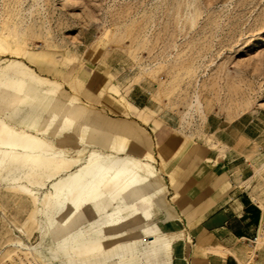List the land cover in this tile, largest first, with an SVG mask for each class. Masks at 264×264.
I'll list each match as a JSON object with an SVG mask.
<instances>
[{"label": "rangeland", "instance_id": "1", "mask_svg": "<svg viewBox=\"0 0 264 264\" xmlns=\"http://www.w3.org/2000/svg\"><path fill=\"white\" fill-rule=\"evenodd\" d=\"M0 37L22 55L52 52L67 74L28 66L89 106L90 117L109 128L105 136L134 125V89L143 100L139 108L149 109L142 110L148 122L161 119L221 155L231 151L236 164L255 160L264 207V0H0ZM1 51V63L11 60ZM89 71L102 73L108 84L102 94L101 88L88 94L81 84ZM107 96L125 108L105 102ZM195 97L202 112L188 115ZM148 122L140 125L150 133ZM80 134L72 129L44 137L83 162L92 151L106 153L103 139L93 137L92 147ZM126 139L125 153L134 155L137 146ZM44 191L36 198L0 178V264H68L53 236L39 229ZM95 219L83 214L74 228ZM16 243L38 251L26 253ZM248 251L247 264H264V223Z\"/></svg>", "mask_w": 264, "mask_h": 264}, {"label": "bare ground", "instance_id": "2", "mask_svg": "<svg viewBox=\"0 0 264 264\" xmlns=\"http://www.w3.org/2000/svg\"><path fill=\"white\" fill-rule=\"evenodd\" d=\"M8 45L0 37L1 52L11 57L0 62V178L33 197L45 190L43 201L39 202L43 219L38 225L43 235H52L56 242L69 240V227L79 216L89 213L107 214L109 221L104 234L115 235L127 215L138 213L140 203H149L153 197L166 192L163 175L167 172L155 167L151 136L136 121L131 127H119L105 136L109 128L90 117L89 106L79 104L61 84L36 76L28 66H47L57 76L67 74L52 52L43 50L22 55ZM129 107L132 116L146 122L142 110ZM198 111L201 113L202 108L195 97L187 114ZM72 129L81 133L79 140L92 147L95 142L84 138V134L103 139V148L112 153L95 150L83 162L44 137V134L56 137ZM128 137L139 147L133 149L134 155L125 153ZM61 142L66 143L67 139L61 137ZM144 215L150 218L149 211ZM115 244L114 241L107 245L114 247ZM14 245L29 254L37 250L36 246Z\"/></svg>", "mask_w": 264, "mask_h": 264}, {"label": "crops", "instance_id": "3", "mask_svg": "<svg viewBox=\"0 0 264 264\" xmlns=\"http://www.w3.org/2000/svg\"><path fill=\"white\" fill-rule=\"evenodd\" d=\"M104 80L102 73L89 71L81 84L88 94L98 88L102 94L108 85ZM133 92L134 89L129 104L139 110L148 109L139 108L143 100ZM105 102L125 108L109 96ZM147 115L143 113L144 125L148 122ZM130 116L140 125L135 116L131 113ZM148 123L150 133L142 127L152 138L153 154L160 161L157 168L167 172L163 175L166 192L149 203H140L138 213L127 215L122 228L112 236L103 231L108 215L89 213L97 219L89 221L86 227L75 229L76 222L71 225L67 231L71 238L57 242L59 253L66 256L68 264L247 262L248 248L259 234L264 215L259 200L263 196L259 195L252 165L256 161L236 164L231 151L221 155L189 131L161 119H149ZM83 136L97 143L90 135ZM146 211L150 212L148 219ZM114 241V247L107 245Z\"/></svg>", "mask_w": 264, "mask_h": 264}]
</instances>
